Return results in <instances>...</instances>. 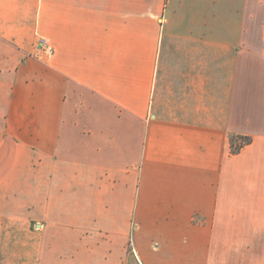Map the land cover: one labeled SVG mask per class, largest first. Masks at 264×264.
I'll return each mask as SVG.
<instances>
[{
  "label": "crops",
  "instance_id": "obj_1",
  "mask_svg": "<svg viewBox=\"0 0 264 264\" xmlns=\"http://www.w3.org/2000/svg\"><path fill=\"white\" fill-rule=\"evenodd\" d=\"M0 264H264V0H0Z\"/></svg>",
  "mask_w": 264,
  "mask_h": 264
},
{
  "label": "built area",
  "instance_id": "obj_2",
  "mask_svg": "<svg viewBox=\"0 0 264 264\" xmlns=\"http://www.w3.org/2000/svg\"><path fill=\"white\" fill-rule=\"evenodd\" d=\"M38 46L36 51L33 53V57L38 58L39 56L43 55L48 57L53 54V47H51L45 38L38 39Z\"/></svg>",
  "mask_w": 264,
  "mask_h": 264
},
{
  "label": "trees",
  "instance_id": "obj_3",
  "mask_svg": "<svg viewBox=\"0 0 264 264\" xmlns=\"http://www.w3.org/2000/svg\"><path fill=\"white\" fill-rule=\"evenodd\" d=\"M235 139H239L241 140V144L239 145H234L235 144ZM250 142V138L249 137H238V138H234L232 139V143H231V153L235 154L236 152L239 151L240 148H242L244 145L248 144Z\"/></svg>",
  "mask_w": 264,
  "mask_h": 264
},
{
  "label": "rangeland",
  "instance_id": "obj_4",
  "mask_svg": "<svg viewBox=\"0 0 264 264\" xmlns=\"http://www.w3.org/2000/svg\"><path fill=\"white\" fill-rule=\"evenodd\" d=\"M234 139V138H233ZM241 143H243V142H241V140H239V139H235V144L234 145H239V144H241Z\"/></svg>",
  "mask_w": 264,
  "mask_h": 264
}]
</instances>
